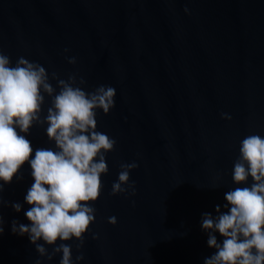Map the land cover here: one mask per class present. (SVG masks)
<instances>
[{
    "label": "water",
    "instance_id": "95a60500",
    "mask_svg": "<svg viewBox=\"0 0 264 264\" xmlns=\"http://www.w3.org/2000/svg\"><path fill=\"white\" fill-rule=\"evenodd\" d=\"M0 48L13 66L24 57L50 76L83 77L85 91L116 90L115 107L97 115L98 131L117 143L91 205L96 221L82 249L75 238L58 242L72 247L73 264H204L215 249L202 215L223 211L225 192L237 187L240 141L264 137V0H0ZM49 106L46 96L42 118ZM46 127L21 134L33 149H55ZM133 161L135 194L111 195L120 164ZM31 171L26 162L10 184L0 181V264H60L62 254L41 257L12 231L13 221L31 223Z\"/></svg>",
    "mask_w": 264,
    "mask_h": 264
},
{
    "label": "clouds",
    "instance_id": "9594fccd",
    "mask_svg": "<svg viewBox=\"0 0 264 264\" xmlns=\"http://www.w3.org/2000/svg\"><path fill=\"white\" fill-rule=\"evenodd\" d=\"M68 62L75 65L77 60L71 57ZM51 80L56 81L55 87ZM83 85L85 79H78L77 74L71 73L67 79L57 72L50 76L40 63L24 57L13 66L0 48V181L10 184L26 162L34 178L24 198L30 205L24 215L31 223L13 221L12 231L27 234L41 257L52 260L62 254L60 264H73V250L67 243L58 242L75 238L80 241L77 249H82L85 234L96 221V209L91 205L103 193L102 175L109 172L106 156L117 143L98 131L97 120L98 110L107 115L115 107V88L100 85L89 92ZM46 96L50 106L42 118ZM221 116L232 119L227 113ZM34 124L47 125L46 134L55 149H33L21 133H29ZM138 167L135 161L120 164L111 195L127 193L129 189L135 194L130 173ZM249 177L253 181L250 186H239L247 185ZM232 179L237 187L225 192L224 210L217 205V215H202L207 244L215 249L204 264H264V137L249 134L240 141ZM3 190L4 184H0V193ZM3 204L0 196V206ZM12 207L20 212L22 206L15 203ZM108 222L116 225L117 219L112 216ZM2 225L0 217V234L4 231ZM216 233L223 237L222 243ZM40 240L53 246L51 253L38 243ZM84 259L82 252L76 257L78 261Z\"/></svg>",
    "mask_w": 264,
    "mask_h": 264
}]
</instances>
